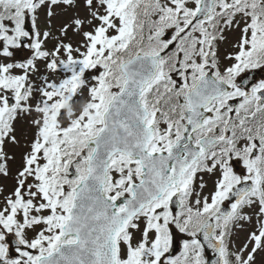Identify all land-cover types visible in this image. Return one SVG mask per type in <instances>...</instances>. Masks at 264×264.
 I'll return each mask as SVG.
<instances>
[{
    "label": "snow or ice",
    "instance_id": "snow-or-ice-1",
    "mask_svg": "<svg viewBox=\"0 0 264 264\" xmlns=\"http://www.w3.org/2000/svg\"><path fill=\"white\" fill-rule=\"evenodd\" d=\"M261 68L264 0H0V264H255Z\"/></svg>",
    "mask_w": 264,
    "mask_h": 264
},
{
    "label": "rangeland",
    "instance_id": "rangeland-1",
    "mask_svg": "<svg viewBox=\"0 0 264 264\" xmlns=\"http://www.w3.org/2000/svg\"><path fill=\"white\" fill-rule=\"evenodd\" d=\"M56 11H57V16L54 20V24L57 27L60 25V23L67 20L72 15L71 10H69V12L67 14L62 13L59 9H57ZM80 11L83 12V9H81ZM45 21H46V18L42 14L41 15V25H43L45 23ZM234 34L237 35V33H232V32H229L226 34L228 41L226 42L224 47L229 45L230 41L234 38ZM69 36L74 42L79 39V37L73 35L72 33H69ZM29 55H30L29 51L25 48H22L17 52L16 58L23 60L24 58H27ZM46 74H49L48 70L45 68V66L42 62H39L38 63V72L34 75L33 79H35V80H37V82H39L40 78ZM30 119H31V117H23L20 120H18V122H17L16 135H17V138L20 140V144L19 145H12V144L7 145L6 150L10 154L14 155L15 159L18 161H21L22 155L26 150L27 143H28V141H30V139L32 137L33 129L31 128V126L28 122ZM12 162L15 164V160ZM12 162H10V163H12ZM13 167H12V169H13ZM14 175L15 174L12 173V176H14ZM205 180L208 181L209 187H211L212 186V178L205 176ZM12 183L13 182L8 181L6 185L11 187ZM244 235H245L244 232L237 229L236 234L234 236L235 242L237 244L240 243L243 240ZM183 238H184L183 234L177 233V240L175 243L176 244V249H175L176 253H174L176 255H178L179 252L181 251V241ZM255 264H264V252H260L257 254Z\"/></svg>",
    "mask_w": 264,
    "mask_h": 264
},
{
    "label": "flooded vegetation",
    "instance_id": "flooded-vegetation-1",
    "mask_svg": "<svg viewBox=\"0 0 264 264\" xmlns=\"http://www.w3.org/2000/svg\"><path fill=\"white\" fill-rule=\"evenodd\" d=\"M243 79L246 80L248 78L247 84L245 85L246 88H250L251 86L255 85L261 80H264V68L250 70L244 74H242ZM246 77V78H245Z\"/></svg>",
    "mask_w": 264,
    "mask_h": 264
}]
</instances>
